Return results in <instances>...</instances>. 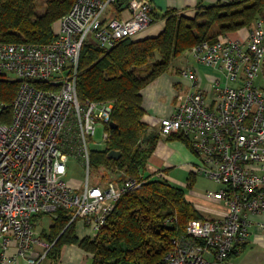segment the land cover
<instances>
[{
	"label": "built area",
	"instance_id": "2783aa9c",
	"mask_svg": "<svg viewBox=\"0 0 264 264\" xmlns=\"http://www.w3.org/2000/svg\"><path fill=\"white\" fill-rule=\"evenodd\" d=\"M117 2L75 0L49 43H0V73L20 83L10 122H0V264L46 258L51 245L37 234L35 216L55 217L63 209L69 223L82 221L95 233L121 195L143 184L137 178L91 183L89 138L100 144L94 136L102 125L103 142L110 140L113 104L82 103L77 93L84 44L111 48L154 23L149 0H131L127 17L110 14ZM248 31L193 47L195 60L214 71L207 74L212 89L203 88L198 69L186 67L181 75L191 90L159 121L161 139L181 135L188 142L196 158L191 173L220 184L207 197L227 211L222 218L190 220L162 264H231L230 255L250 238L254 216L264 215V85L257 83L264 69V17ZM3 108L0 103V113ZM71 156L86 166L81 191L64 178Z\"/></svg>",
	"mask_w": 264,
	"mask_h": 264
},
{
	"label": "trees",
	"instance_id": "16d2710c",
	"mask_svg": "<svg viewBox=\"0 0 264 264\" xmlns=\"http://www.w3.org/2000/svg\"><path fill=\"white\" fill-rule=\"evenodd\" d=\"M130 1L118 0L111 10L112 16L118 17ZM74 2L46 0L45 11L38 15V0H0V43L51 42L55 37L54 24L70 11ZM152 15L154 23L165 21L156 36L124 39L111 48L95 42L84 44L77 79L80 102H112L111 119L116 124L107 127L110 140L104 149L91 151L90 168L105 169L120 182L137 178L143 184L121 195L104 225L92 236L80 238L76 222L69 223L67 212L58 209L51 225L40 234L51 245L49 259L58 261L64 245L78 244L93 255L92 264H162L173 240L186 235L187 223L205 218L183 187L161 176L145 174L161 136L158 128L150 130L151 126L143 120L141 91L169 72L172 61L197 44L213 43L251 28L258 18L264 17V0L218 2L198 8L192 17L176 10L162 14L153 11ZM19 85L17 80L0 73V103L4 105L0 122H10ZM169 139L188 145L181 135ZM112 150L120 152L117 160L108 157ZM193 177L190 173L189 187L194 183ZM43 215L46 214L35 216L34 222Z\"/></svg>",
	"mask_w": 264,
	"mask_h": 264
},
{
	"label": "crops",
	"instance_id": "0c3cea01",
	"mask_svg": "<svg viewBox=\"0 0 264 264\" xmlns=\"http://www.w3.org/2000/svg\"><path fill=\"white\" fill-rule=\"evenodd\" d=\"M153 6V11L157 13H164L168 10H176L186 16H194L198 8L205 7L218 2H230L233 0H149ZM111 14V12H110ZM112 15V14H111ZM122 17L129 16V11L125 8L118 14ZM165 21L158 20L150 27L142 31L136 38H145L149 36H156L163 30ZM249 29H242L240 31L229 34L232 37H245L248 34ZM183 59L186 61L185 57ZM183 65L184 67L194 66L199 70L202 76L203 88L210 92L211 84L207 74L214 71L204 67L202 64L195 62ZM170 73H163L157 77L153 82L142 89L141 94L143 96V108L145 114L143 120L151 126L150 129L157 130L159 121L161 118L169 116L173 113V103L176 99L181 98L184 94L191 90V82L187 78H177V76H170ZM264 80V69L261 75ZM180 93V94H178ZM196 162V158L191 152L189 146L179 139L162 138L158 141L156 150L150 157L147 163V169L145 174H152L155 176H161L176 184L171 179V172L177 168L185 170L189 174L192 171V164ZM172 180V181H171ZM188 184V183H187ZM218 190V189H216ZM188 196V195H187ZM189 198V197H188ZM206 198V199H205ZM192 201V200H191ZM198 211L205 218H222L226 213V208L222 202L205 196L204 198L193 199L192 201ZM44 217H48V220ZM255 223L251 227V235L242 251L236 254L248 253L247 261L250 264H264V228L259 222L264 221V215H255ZM52 223V217L49 215L39 216L35 221V229L37 234L43 229H47ZM41 224L39 229L37 226ZM77 234L80 238L87 235H94L89 228H87L82 221L76 222ZM246 253V254H247ZM93 255L84 251L78 244L64 245L61 250V255L58 261L46 258L40 264H92ZM235 264H246L242 258H238V261L229 260ZM231 263V264H232ZM16 264H28L24 258H19Z\"/></svg>",
	"mask_w": 264,
	"mask_h": 264
},
{
	"label": "rangeland",
	"instance_id": "374dc122",
	"mask_svg": "<svg viewBox=\"0 0 264 264\" xmlns=\"http://www.w3.org/2000/svg\"><path fill=\"white\" fill-rule=\"evenodd\" d=\"M45 7H46V0H38V4L36 7V13L38 15L42 14L45 11ZM56 23L54 24V28L57 30ZM192 49H193V47L189 51L184 52L181 56H178L177 58H175L172 61L171 69L169 72H167V73H170L169 74L170 76L176 75L177 78H180V76H182L181 71L186 68L183 65L189 64L188 59L190 61V64L195 62V58L191 54ZM183 57H185L186 61L183 59ZM257 83L260 85H264L263 78L260 77L259 80L257 81ZM178 94H180V93H178ZM177 100L178 99H176V101L173 103V106L178 103ZM103 131H104V126L99 125L96 129L95 136H94V140L96 142H99L100 144H98V145L94 144L92 141V138H89L90 150L104 149L105 143L103 142ZM86 176H87V170H86V166L83 163V161L81 159L75 157V156L69 157V160L67 162V173L64 176L65 180L71 186H73V187L79 189V191H81V189L83 188V186L86 183ZM170 176H171V179H173L175 182H178V183H176V185L181 186L185 189L189 199L192 201H193V199L204 198L205 196H207L208 192L215 191L216 189H219L221 187L220 184H218L214 180H212L206 176H203V175H196V176L193 175L194 176L193 177L194 183H193L192 187L191 186L189 187L187 185V183L188 184L190 183V181L188 180L190 174L188 172H185V170L183 171V169H181V168H177L176 170L172 171ZM102 178H104V181L108 180V179H115L110 174H108V172L105 171V169H100V168H92L91 169V180H90L91 183L98 182V181L102 180ZM44 218H46L48 220V217H44ZM37 227L40 229L41 224H38ZM36 232H38V231H36ZM50 248H49V250H50ZM246 253H243L241 255L235 253L230 257V259L232 258V261H236V260L238 261V258H242L246 264H250V262L246 260L247 256H248V253L247 254ZM47 255H48V253H47ZM46 258H47V256H46ZM44 264H46V263H44ZM232 264H235V263L233 262Z\"/></svg>",
	"mask_w": 264,
	"mask_h": 264
},
{
	"label": "water",
	"instance_id": "95a60500",
	"mask_svg": "<svg viewBox=\"0 0 264 264\" xmlns=\"http://www.w3.org/2000/svg\"><path fill=\"white\" fill-rule=\"evenodd\" d=\"M110 126L111 127H116V124L114 122H111ZM119 156H120V152L119 151L112 150V151H110L108 153V157L109 158H113V159H116V160L119 158Z\"/></svg>",
	"mask_w": 264,
	"mask_h": 264
}]
</instances>
